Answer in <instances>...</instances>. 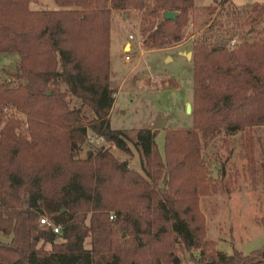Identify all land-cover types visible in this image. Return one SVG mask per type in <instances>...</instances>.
Returning <instances> with one entry per match:
<instances>
[{
  "label": "trees",
  "instance_id": "16d2710c",
  "mask_svg": "<svg viewBox=\"0 0 264 264\" xmlns=\"http://www.w3.org/2000/svg\"><path fill=\"white\" fill-rule=\"evenodd\" d=\"M29 3L0 0V54L19 56L16 72L0 78V234L12 236L0 240V264H264V251H218L201 212L202 198L238 183L236 167L213 178L201 155L222 133L241 134L244 174L264 168L255 152L264 160V38L231 36L230 48L192 41L193 127L167 130L162 155L158 130L110 126L112 12L140 11L143 48L160 50L186 40L194 0ZM251 8L247 32L264 36V4ZM207 9L209 31L217 8ZM88 130L127 155L132 144L142 172L120 169L110 148L81 157Z\"/></svg>",
  "mask_w": 264,
  "mask_h": 264
},
{
  "label": "rangeland",
  "instance_id": "374dc122",
  "mask_svg": "<svg viewBox=\"0 0 264 264\" xmlns=\"http://www.w3.org/2000/svg\"><path fill=\"white\" fill-rule=\"evenodd\" d=\"M256 4H264V0H194L184 37L188 39L192 36V41L207 42L209 45L226 43L229 48L233 41H229L231 36H234V40L242 37L247 40L264 38L263 35L247 32L252 26L248 24V17L253 13L251 6ZM214 5L217 9L210 30L207 31L203 26L208 18L207 8ZM29 7L31 10L63 9L55 0H30ZM65 9H75V6ZM140 23V11L112 12L110 80L116 93L109 117L110 126L114 130L131 134L141 129H151L158 116L168 117L166 127L158 130L155 136L158 151L163 155L167 130L193 127L191 113L186 111V105L191 104L193 97V65L191 57L188 58L184 53V50L192 49L193 43L191 41L183 46L145 50L142 44L138 45L128 39L129 35H133L135 41L142 42ZM126 43L131 44V52L124 48ZM126 55H129V61L125 60ZM18 59L17 53L0 54L1 79H9V75L16 72ZM77 105L75 99H70L71 107ZM11 111L4 109L6 114H11ZM87 135L93 134L88 130ZM87 141L82 147L81 157L100 147L110 148L119 164L126 163L129 168L142 172L139 153L132 144L129 143L132 155H127L103 139L90 143L87 138ZM260 151L258 147L255 149L258 162L264 165ZM241 153V134L225 137L222 133L201 150L213 178L218 177L223 170L228 173L233 167L240 174L238 183H234L229 191L221 189L201 200L207 239L215 241L216 249L227 255L235 251L243 255L264 251V168L257 166L252 177L244 174L246 161L242 159ZM120 234L124 239L130 237L123 230ZM11 239L10 235L0 234L2 242L8 243ZM195 256L198 257V252H195Z\"/></svg>",
  "mask_w": 264,
  "mask_h": 264
},
{
  "label": "built area",
  "instance_id": "2783aa9c",
  "mask_svg": "<svg viewBox=\"0 0 264 264\" xmlns=\"http://www.w3.org/2000/svg\"><path fill=\"white\" fill-rule=\"evenodd\" d=\"M128 39H129L130 42H136V43H138V45H141L142 44V42L135 41V37L133 35H129L128 36ZM234 44H235V41L234 40L231 41L230 47H232ZM125 60L126 61H129L130 60L129 55H126ZM87 138H88V140H89L90 143H93L94 141H97L98 142L100 139H102L101 137L95 136V135H92V136H88L87 135ZM115 218H116L115 214L114 213L113 214L111 213L110 216H109V219L110 220H114ZM39 223H40V225H42V226H44V227H46L48 229H51L53 231V233H56L57 234L60 231V226L59 225L54 224L53 222H51L48 218H46L44 216H41L39 218Z\"/></svg>",
  "mask_w": 264,
  "mask_h": 264
},
{
  "label": "water",
  "instance_id": "95a60500",
  "mask_svg": "<svg viewBox=\"0 0 264 264\" xmlns=\"http://www.w3.org/2000/svg\"><path fill=\"white\" fill-rule=\"evenodd\" d=\"M177 17V12L175 11H164L162 13V18L165 20H175ZM128 49H129V45H127ZM188 57H191V54L188 55ZM186 111L187 113H191L192 111V107L190 103H187L186 105ZM168 121V117H162V116H158L156 117L155 121L153 122L151 129L152 130H160V129H164L166 127ZM90 155V152H88V156ZM120 169L124 168V163H121L119 165ZM264 256V253H263Z\"/></svg>",
  "mask_w": 264,
  "mask_h": 264
},
{
  "label": "crops",
  "instance_id": "0c3cea01",
  "mask_svg": "<svg viewBox=\"0 0 264 264\" xmlns=\"http://www.w3.org/2000/svg\"><path fill=\"white\" fill-rule=\"evenodd\" d=\"M192 37V36H191ZM191 37L190 38H188V39H186V40H184L182 43H180V44H178V45H176V46H172V47H177V46H183V45H185L186 43H188V42H191L192 40H191ZM127 45H129V50L131 49V44L130 43H126L125 44V49L126 48H128L127 47ZM170 48V47H169ZM166 49V48H165ZM192 49H190V50H184V53H185V55L188 57V55L189 54H192ZM189 58V57H188ZM113 107V106H112Z\"/></svg>",
  "mask_w": 264,
  "mask_h": 264
}]
</instances>
